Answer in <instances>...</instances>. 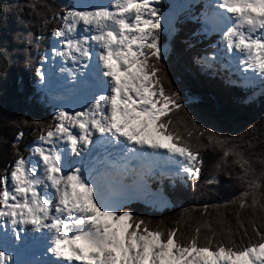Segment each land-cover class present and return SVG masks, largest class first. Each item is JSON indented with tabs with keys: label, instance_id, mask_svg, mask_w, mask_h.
Wrapping results in <instances>:
<instances>
[{
	"label": "snow or ice",
	"instance_id": "snow-or-ice-1",
	"mask_svg": "<svg viewBox=\"0 0 264 264\" xmlns=\"http://www.w3.org/2000/svg\"><path fill=\"white\" fill-rule=\"evenodd\" d=\"M159 2L108 0L52 14L59 25L52 29L51 53L71 63L59 71L68 74L67 90L78 103L60 106L47 125L23 121L38 130L27 157L19 149L25 133H16L15 158L0 174V247L6 249L0 264H23L11 253L42 242L60 258L54 264H264V230L257 223L264 222V135L257 129L224 136L187 112L161 64L166 49L160 43L163 16L154 6ZM30 7L42 25L50 23L46 5ZM203 24L222 33L244 71L264 80V0H215L206 5ZM53 74L43 64L36 71L42 86ZM201 149L219 153L215 167L233 166L243 185L224 205L239 209L235 230H219L227 239H217L211 218L180 239L179 227H152L124 210L164 165L198 180ZM205 183L219 180L212 175ZM243 210L251 214L247 220ZM201 215L208 216L207 205ZM218 223H227V214ZM202 228L208 232L203 243Z\"/></svg>",
	"mask_w": 264,
	"mask_h": 264
},
{
	"label": "trees",
	"instance_id": "trees-1",
	"mask_svg": "<svg viewBox=\"0 0 264 264\" xmlns=\"http://www.w3.org/2000/svg\"><path fill=\"white\" fill-rule=\"evenodd\" d=\"M37 2L46 5L44 11L50 18L47 25L40 23L30 7ZM72 7L73 0H0V174L15 158L12 145L16 143L19 130L25 133L19 141L24 156L29 154L27 148L37 139L35 125L24 127L23 121L42 125L53 122L55 110L38 89L36 70L43 52L50 46L52 29L59 25L58 20L51 19L52 14L66 13ZM197 27L185 15L175 23L172 32L160 31V43L166 49L161 64L167 75V85L180 94L184 108L204 128L231 137L256 133L257 129L264 135V89L242 88L232 81L235 77L228 71L205 62L203 55L213 48H207L209 42L202 43L196 37ZM201 152L204 164L198 180L191 179L186 185L165 184L161 190L170 203L158 208L136 201L128 207L134 216L151 221L152 227L159 226L164 230L179 227L183 233L182 236L178 234L180 239L190 237L199 224L211 218L213 228L218 231L217 239L221 235L227 239L228 234L219 230L229 225L235 230V212L239 209L235 204L227 208L224 205L238 197L243 185L233 166L215 167L219 153L204 149ZM228 172H231V178ZM212 175L219 180L218 184L205 183ZM205 205L208 216L201 215ZM226 214L227 223L221 225L218 220ZM250 215L247 210L241 212L245 220ZM257 223L264 230V222L257 218ZM248 232L254 241L258 239L250 223ZM207 235V229L202 228L201 243Z\"/></svg>",
	"mask_w": 264,
	"mask_h": 264
},
{
	"label": "rangeland",
	"instance_id": "rangeland-1",
	"mask_svg": "<svg viewBox=\"0 0 264 264\" xmlns=\"http://www.w3.org/2000/svg\"><path fill=\"white\" fill-rule=\"evenodd\" d=\"M102 1H100V0H88V5L91 6L90 3H94V2H98L99 4H102ZM213 1L215 2V0H210V1L202 0L203 4L205 5V10L202 12V24H203V13H205V11H206V5H208L210 3H213ZM168 2L171 3V5H170V9L167 12H165L164 17L162 19V24H163V28L162 29L170 28L172 26L173 22L175 21V18H176V16L178 14H181V13L185 12L186 10H189V8L192 5H194V3H199V0H168ZM161 3H162V0H160V2L158 4H155L154 6L158 8V7H160ZM74 4H75L74 8L77 9V10L87 6V4H86V2H84V0H74ZM203 29H205L204 24H203ZM55 39L56 38L54 37V44L56 43ZM220 41L222 43L221 51L225 52L226 51L225 39L222 38V39H220ZM219 49H220V47H219ZM47 56H48V60L45 61V64L43 65V67L46 68L45 72L46 73H54V72H52L49 69V66H51V64L55 65V60H58V57H56L55 60H54L53 59V54L51 53V51L47 53ZM50 58H52V60H50ZM207 58H208L207 60H205V58H204V60L206 62L213 60V57H211V58L207 57ZM230 58H231L230 59L231 62L228 60V63H227L228 67H229V69L231 71H233L234 73H237L241 77V79L244 80L243 84L246 85V86L255 87V88L257 87V88L260 89L261 88L260 87L261 84L260 83H255L256 81H254V83H252V84H249V83L246 82V80L248 79V75L246 73H244V70H242L243 66L238 62V60L235 57H233L232 54H230ZM215 59H218V58H215ZM54 74L50 76V79L52 78L53 80H55V75ZM62 77H64V73L61 74V76H58V78L61 79V83L63 82L62 81L63 80ZM253 77H255V75H253ZM63 84H64V82H63ZM57 85H58V83L56 82L55 83V87L53 88V91H52L53 96L55 98H57V99L64 98L66 101L55 100V99L52 98V96L50 94L51 90L45 91L46 94L49 96V99H50L51 103L56 108V111L58 110V108L60 106L76 107L77 104L72 102V99L76 98V97L71 92H69L67 90L63 91V89H61V90L58 89ZM262 85H263V83H262ZM43 87L44 86L41 85V88H43ZM74 101H77V99H75ZM79 102L82 103L83 100H80ZM175 167H177V166H175ZM169 168H173V166H171ZM179 173L181 175L189 176V175H187V174H185L183 172H179ZM153 175H155V173ZM153 175H151V176H153ZM149 186L150 185L147 182V190L143 191V192H140L139 194H137L135 196H132L131 198L127 199L126 203H131V202H134V201H137V200H142V201H144V202H146V203H148V204H150L151 206H154V207H158L159 208V207L166 206L168 204V200L169 199L164 194V192H159V193L158 192H153V191L150 190ZM12 255L15 256V254H12ZM44 257H46V255H44ZM47 259H49V257ZM40 261L43 262L42 260H40ZM54 261H55V259L51 260V261H44V263L54 264ZM28 263H36V260H34L32 262L28 261Z\"/></svg>",
	"mask_w": 264,
	"mask_h": 264
},
{
	"label": "bare ground",
	"instance_id": "bare-ground-1",
	"mask_svg": "<svg viewBox=\"0 0 264 264\" xmlns=\"http://www.w3.org/2000/svg\"><path fill=\"white\" fill-rule=\"evenodd\" d=\"M100 1H102V0H100ZM106 3H108V0H103L102 1V4H106ZM62 81L64 82V84L62 82V86L63 87L58 88V85H57L58 89H60V90L63 89V91H64V90H67V89L71 88V85L67 84L65 80H62ZM28 235H30V236H32V235L39 236L40 234L39 233H35V234L29 233ZM46 235L47 234L45 233V236ZM9 250H11V249H9ZM19 254H21L22 256L26 257L27 262L28 261L32 262V261H34L36 259L42 260L43 262L44 261H51V260H54V259L56 261V260L60 259V258H54L50 252H47L45 247H44V243L43 242L42 243L33 244L30 247H28L23 253H19ZM44 255H46V257H44ZM48 257H49V259H47ZM75 264H78V262H75Z\"/></svg>",
	"mask_w": 264,
	"mask_h": 264
}]
</instances>
